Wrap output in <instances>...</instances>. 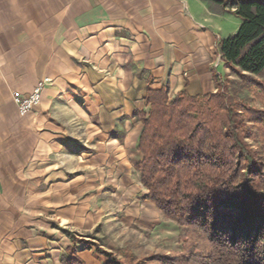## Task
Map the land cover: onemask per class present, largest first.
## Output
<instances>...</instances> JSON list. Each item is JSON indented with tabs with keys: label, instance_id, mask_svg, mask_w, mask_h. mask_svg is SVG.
Segmentation results:
<instances>
[{
	"label": "crops",
	"instance_id": "1",
	"mask_svg": "<svg viewBox=\"0 0 264 264\" xmlns=\"http://www.w3.org/2000/svg\"><path fill=\"white\" fill-rule=\"evenodd\" d=\"M233 10L0 0V264H109L95 246L113 225L159 221L136 168L139 114L149 90L216 91L213 73L226 69L218 43L240 24ZM45 77L40 104L20 115L13 95Z\"/></svg>",
	"mask_w": 264,
	"mask_h": 264
},
{
	"label": "trees",
	"instance_id": "2",
	"mask_svg": "<svg viewBox=\"0 0 264 264\" xmlns=\"http://www.w3.org/2000/svg\"><path fill=\"white\" fill-rule=\"evenodd\" d=\"M207 1L219 11L234 8L240 24L220 39L219 53L237 84H257L264 107V80L254 79H264V0ZM213 79L216 91L203 95L180 91L169 99L163 89L149 90L150 108L139 114L140 181L165 217L187 227L183 252L141 260L119 250L109 264H264V109L244 105L219 75ZM65 264L83 263L70 257Z\"/></svg>",
	"mask_w": 264,
	"mask_h": 264
},
{
	"label": "rangeland",
	"instance_id": "3",
	"mask_svg": "<svg viewBox=\"0 0 264 264\" xmlns=\"http://www.w3.org/2000/svg\"><path fill=\"white\" fill-rule=\"evenodd\" d=\"M236 20L237 24H239V19ZM221 78L223 85L228 88V91L231 89L236 90L237 98L239 101L243 102L244 105L262 110L264 109L263 105L257 99L256 94L260 91L257 84L253 83L249 88L243 87L240 83L237 84L236 82L240 81L239 77L227 67L221 75ZM254 79L257 82L264 80L260 77H254ZM240 82L243 84L242 80ZM168 98L171 99L172 97ZM247 142L251 144L253 148H259V140L250 138L247 139ZM113 226V230L114 228L117 229L112 232L111 237L97 239L98 244H96L95 249L97 250V248H100L102 251H109L107 254H115L119 250L128 251L141 260H145V258L151 259L155 254L171 255L173 253L183 252L186 236L188 234L187 227L179 225L176 221L164 215H161L159 221L154 224L132 222L126 225V227L119 226V223ZM100 245L102 247H100ZM103 247L105 249H103ZM194 250L195 249H193V252ZM148 264L159 263L150 262Z\"/></svg>",
	"mask_w": 264,
	"mask_h": 264
},
{
	"label": "built area",
	"instance_id": "4",
	"mask_svg": "<svg viewBox=\"0 0 264 264\" xmlns=\"http://www.w3.org/2000/svg\"><path fill=\"white\" fill-rule=\"evenodd\" d=\"M52 83L50 78H42L35 84L28 95H13V101L17 106L20 115H25L34 107L40 104L44 89Z\"/></svg>",
	"mask_w": 264,
	"mask_h": 264
}]
</instances>
